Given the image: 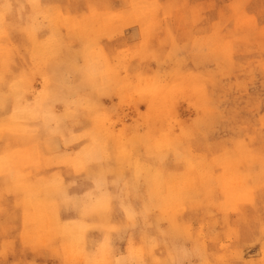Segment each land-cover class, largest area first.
<instances>
[{
	"label": "rangeland",
	"instance_id": "1",
	"mask_svg": "<svg viewBox=\"0 0 264 264\" xmlns=\"http://www.w3.org/2000/svg\"><path fill=\"white\" fill-rule=\"evenodd\" d=\"M0 26V264H264V0H0Z\"/></svg>",
	"mask_w": 264,
	"mask_h": 264
},
{
	"label": "bare ground",
	"instance_id": "2",
	"mask_svg": "<svg viewBox=\"0 0 264 264\" xmlns=\"http://www.w3.org/2000/svg\"><path fill=\"white\" fill-rule=\"evenodd\" d=\"M38 5V4H37ZM57 25V24H56ZM1 27V26H0ZM34 32V31H33ZM60 47V46H59ZM16 93V92H15ZM16 111V110H15ZM51 129V128H50ZM49 132V131H48ZM165 142V141H164ZM168 142V141H167ZM2 146V145H1ZM90 146V145H89ZM82 153V152H81ZM12 154V153H11ZM77 154V153H76ZM19 155V154H18ZM86 156V155H85ZM78 159V158H77ZM127 159V158H126ZM58 160V159H57ZM11 163V162H10ZM12 171V170H11ZM58 171V170H57ZM118 171V170H117ZM119 181V180H118ZM150 181V180H149ZM118 186V185H117ZM133 186V185H132ZM131 186V187H132ZM135 186V185H134ZM59 190V189H58ZM121 190V189H120ZM57 191V190H56ZM168 191V190H167ZM163 193H165V192H163ZM174 193V192H173ZM171 194V193H170ZM175 194V193H174ZM163 196V195H162ZM166 196V195H165ZM125 197V196H124ZM165 198V197H164ZM172 198V197H171ZM174 198V197H173ZM160 199V198H159ZM158 199V200H159ZM16 200V199H15ZM168 200V199H167ZM116 201V200H115ZM36 202V201H35ZM82 202V201H81ZM159 202V201H158ZM85 203V202H84ZM35 204V203H34ZM115 204V203H114ZM110 205V204H109ZM33 207V206H32ZM58 207V206H57ZM63 207V206H62ZM112 207H113V205H112ZM111 207V208H112ZM1 208V207H0ZM60 208V207H59ZM15 214V213H14ZM74 214V213H73ZM123 216V215H122ZM94 217V216H93ZM144 217V216H143ZM144 222V221H143ZM137 223V222H136ZM176 223V222H175ZM1 224V223H0ZM34 236V235H33ZM33 238V237H32ZM23 241V240H22ZM199 244V243H198ZM185 254V253H184ZM170 255V254H169ZM75 256V255H74ZM92 260V259H91Z\"/></svg>",
	"mask_w": 264,
	"mask_h": 264
}]
</instances>
